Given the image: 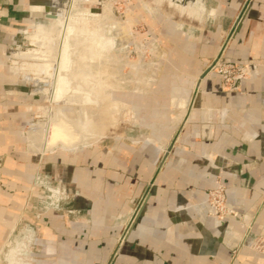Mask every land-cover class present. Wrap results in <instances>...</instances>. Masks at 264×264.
Here are the masks:
<instances>
[{"label":"crops","instance_id":"crops-1","mask_svg":"<svg viewBox=\"0 0 264 264\" xmlns=\"http://www.w3.org/2000/svg\"><path fill=\"white\" fill-rule=\"evenodd\" d=\"M45 1L0 0V53ZM241 1L168 0L162 85L198 84L189 113L180 119L178 140L187 151H177L158 174L113 264H264L263 253L237 248L247 225L264 237V0H251L223 56L246 65L249 75L225 90L219 74L203 73ZM202 153L231 162L220 178L238 217H227L219 228L203 208L171 215L203 202L213 185L202 173L216 169L207 168ZM152 158L148 145L123 143L26 155L15 175L20 184L0 189V254L7 264H106L117 234L113 221L150 178ZM35 176L50 202L21 224L27 183Z\"/></svg>","mask_w":264,"mask_h":264},{"label":"rangeland","instance_id":"rangeland-1","mask_svg":"<svg viewBox=\"0 0 264 264\" xmlns=\"http://www.w3.org/2000/svg\"><path fill=\"white\" fill-rule=\"evenodd\" d=\"M45 2L47 3L35 12L30 21L20 27L13 41L6 43L0 53V189L8 191L9 188L20 184L15 175L22 169L21 165L25 162L26 155L35 158L40 153L51 154L57 151L73 154L79 149L111 148L115 143L135 148L148 145L153 151L150 178L127 210L117 215L113 221L117 234L115 245L106 263L113 264L158 174L177 151H187V147L178 140L183 129L180 119L185 111L188 113L190 111L197 94L195 86L197 83L185 88L179 85L169 87L162 85L164 67L168 63V53L162 41L163 26L164 20L171 16L169 10L172 8L168 0ZM250 2L251 0H242L236 8L229 28L221 37L215 55L203 67V73L215 60L225 62L223 56L235 34V26L243 20ZM176 17L177 15H174V19ZM58 22H63L60 38V44L63 41L61 45L63 48L59 50L60 54L58 52V61L65 62L66 49L77 51L75 54L79 55V58L76 57L78 61L74 68L68 70L70 74L68 76L74 82L83 84L79 87L85 89L88 97L93 99L83 102L84 109L79 108L80 111L74 108L69 100L51 98V101L50 93L46 94L36 89V82L44 84L49 78L43 73H35L31 65L37 66L44 57L53 55L52 49L38 58L25 59L19 54L37 52L40 54L41 49L32 42L37 25L54 27ZM70 25L73 26L66 39L64 35ZM71 39L76 43L73 49L70 45ZM78 51L80 53L82 51L83 54L80 55ZM67 61L64 65H72L71 58ZM76 64L78 66H75ZM220 80L222 89L226 90L233 85L231 82H225L222 77ZM185 90L188 95L185 94ZM55 107L63 109L62 112L66 116L80 113L86 122L85 142L75 144L73 151L58 146L52 151L40 152L30 143L32 125L55 118ZM76 129L80 128L76 126ZM200 158L207 168L216 169L214 171L206 169L202 173L205 177L213 178V185L206 190L203 202L178 207L171 214L172 217L177 215L180 217L188 210L193 214L202 208L207 210L211 200H217L216 205L220 210L231 209L227 203L232 199V193L220 178L223 169L231 162L212 153H202ZM34 163L31 162L33 166ZM39 179L35 176L32 182L27 183L28 191L23 204L21 224L25 220V215L39 211L45 202H50L47 198L50 192L38 185ZM40 189L44 190L41 195L38 192ZM201 204L203 207L200 208ZM0 264H7L2 254Z\"/></svg>","mask_w":264,"mask_h":264},{"label":"bare ground","instance_id":"bare-ground-1","mask_svg":"<svg viewBox=\"0 0 264 264\" xmlns=\"http://www.w3.org/2000/svg\"><path fill=\"white\" fill-rule=\"evenodd\" d=\"M62 26H63V22H58L56 26L54 27H46L45 25H40V24L37 25L36 30L32 36L33 37L32 42L37 46V48L39 47L41 49L40 54L38 52L34 54H29V53L27 54L19 53V54L21 55L22 58H25V59L38 58L40 56L42 57L45 54L49 53L48 51L52 49L53 55L44 57L43 58L44 60L37 66L31 65L33 66V70L35 73L37 74L43 73L45 74L46 77L49 78L48 81L44 84H40L39 82H36V85H35L36 89L41 90L42 92L46 94L50 93V100L51 98L53 100H69L70 104L72 103V105H74L73 107L76 108L78 111H80L84 109V106H82L83 102L88 101V100H93V99H90L88 97V94L85 92V89H82L79 87V85H83V84L74 82V80L72 78H69L68 76L70 75L68 74V70L71 67L74 68V64L77 63L76 61H78V59L76 60L77 56L79 58V55H76L77 51L66 49L67 51L66 53H64L65 62L63 61V63L62 62L60 63L59 62L60 60L58 61V52L60 54L59 50L60 49L62 50L63 48V46H61L63 41L60 44V38H62V31H63ZM72 26L73 25H70V28L68 27L69 30L64 35L67 37L66 39H68L69 37V33L71 32L70 29ZM68 45L67 47L71 45L72 47L71 49H73L76 46L74 39L73 41L71 39V43L69 46ZM81 53L79 52L80 55ZM69 58H71L72 65L71 64L64 65V63L68 62L67 59ZM75 66H78V65L76 64ZM56 82H57V86L55 85ZM78 104H80L82 107H80ZM79 108L81 109L79 110ZM62 110L63 109L59 107L54 108V117L58 116V114L61 115L60 113H62V117L64 119L63 121H60L62 123H57V125L51 126V125L45 124L44 121H41V122H37L36 124L32 125L31 127L32 131L30 132L31 133L30 143H32V146L38 151L43 152L44 147L46 146V143L52 142L53 140L71 139L72 135L71 134L69 135V132L67 131L68 123H71L74 126H77V128L78 127L80 128L79 130H81V133H82V136L80 137L82 138L79 143L85 142L84 137H85L86 122L82 119V116H81L82 114L77 113L75 116H66L63 114ZM72 147H74V145Z\"/></svg>","mask_w":264,"mask_h":264},{"label":"built area","instance_id":"built-area-1","mask_svg":"<svg viewBox=\"0 0 264 264\" xmlns=\"http://www.w3.org/2000/svg\"><path fill=\"white\" fill-rule=\"evenodd\" d=\"M210 72H216L222 77V79H224L225 82L231 83L246 78L249 75V69L246 65H232L231 63L221 62L220 60H215L213 64L207 66L204 73ZM216 202L217 200L209 201L210 205L208 204L209 207L207 210H203V214L211 221L213 227L219 228L222 226L227 217L237 216V213L233 212L232 209H227L225 211L220 210L217 208ZM219 211L221 214H218ZM240 247H247L253 251L264 254V237L252 233L251 226L247 225L237 245V248ZM235 252L236 249H233L232 253Z\"/></svg>","mask_w":264,"mask_h":264},{"label":"water","instance_id":"water-1","mask_svg":"<svg viewBox=\"0 0 264 264\" xmlns=\"http://www.w3.org/2000/svg\"><path fill=\"white\" fill-rule=\"evenodd\" d=\"M238 26H239V24L237 25L236 28H238ZM55 85L57 86V82L55 83ZM63 120L64 119H63L62 115H58L55 117V119H49L48 121H46L45 124L55 126V125H57V123H62L60 121H63ZM67 131L69 132V135L70 134L72 135L71 139H69V140L58 139V140H53L52 142H48V143H46V146L44 147V151H52L54 148H56L58 146L64 150L73 151L72 146L75 145L76 143H79L81 138H82V137H80L81 131L76 129V126H74L71 123H68Z\"/></svg>","mask_w":264,"mask_h":264}]
</instances>
